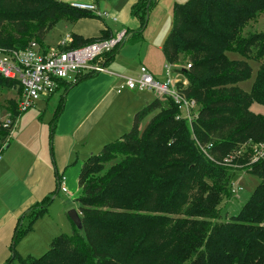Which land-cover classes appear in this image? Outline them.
Instances as JSON below:
<instances>
[{"label":"trees","instance_id":"16d2710c","mask_svg":"<svg viewBox=\"0 0 264 264\" xmlns=\"http://www.w3.org/2000/svg\"><path fill=\"white\" fill-rule=\"evenodd\" d=\"M156 1L138 0L131 7L140 33ZM261 13L264 0L175 2L174 23L162 52L166 63L186 59L190 64L180 71L188 80L184 93L197 104V116L190 122L176 118L177 105L168 99L163 106L157 97L135 111L130 129L89 155L78 171L81 230L73 226L70 235H55L38 257L15 252L17 241L58 193L57 182L53 194L20 217L8 262L264 264V160L249 163L252 150L241 146L264 142V115L250 110L253 102L264 104V30L243 32ZM91 15L60 0H0V48H24L31 40L44 46V37L58 21L72 24ZM103 38L108 36L72 35L68 46ZM116 51L104 55L105 61ZM229 53L240 57L230 58ZM252 61L258 67L245 91L239 83L250 76ZM90 75L84 73L73 83ZM8 85L17 86L20 94L15 81L0 76V89ZM6 109L12 121L21 113L15 100H9ZM153 112L156 115L140 130L143 119ZM9 133L0 131V147ZM240 151L242 155L236 156ZM228 155L233 158L225 162ZM238 170L259 182L238 213L224 218L219 205L233 196L231 183Z\"/></svg>","mask_w":264,"mask_h":264},{"label":"rangeland","instance_id":"374dc122","mask_svg":"<svg viewBox=\"0 0 264 264\" xmlns=\"http://www.w3.org/2000/svg\"><path fill=\"white\" fill-rule=\"evenodd\" d=\"M184 1L186 0H157L154 5L150 7L147 20L141 32L140 40H132L131 42L124 43L127 39L125 38L122 43L123 45L117 46L116 49H120L118 53L114 55L115 59L112 62L113 64H117V69L110 67V65L107 66L106 72H111L116 75L115 77L106 72H100L86 77L75 84H69V89H67V93L64 96L63 109L56 117L53 129L51 122L54 119L58 105L61 103L62 95L65 92L64 90L53 93L48 102H45L43 99L37 101L34 107L21 112L20 115L12 121V118L8 115L6 108L9 100H15L18 103V88L14 85L2 87L0 89V131L3 129L8 132L11 131L7 138V142L10 141L14 147L16 143L13 140L18 139L20 141V154H24L26 151H33L34 148L35 150H43V152L46 150V153L49 154L48 157L51 169L57 171L56 166L54 167L56 160L53 158V155L50 156L52 148L54 151V134L60 136L72 131L84 115L100 101L101 90H98L95 82L98 80L99 82H102V84H105L102 92L114 83L113 81L105 78V75L112 77L115 81L113 91L116 92V90L119 89V93L110 105L103 104V106L108 109L100 122V129L110 130L109 138L107 139L108 141L119 139L124 134L123 129L132 117V115H129L128 112H130L132 107H135V105H139V109L142 107L140 106L142 102L141 98L139 101H134L132 103H129L127 100L122 101L127 99L125 94L132 93V95H146L148 96V101H152L155 98V94L152 90H130L123 87L125 78H136L138 76L141 63H143L145 57L149 56V58H151V54L156 51L157 47L160 46L162 48L163 43L174 23V3H182ZM100 10L101 12H109L108 10L101 8ZM109 13L107 16L101 17L113 28V23H111L110 17L115 16ZM140 28L139 24V28L137 29L136 27L134 30L137 31ZM263 30L264 13H261L255 19L248 22L243 32H259ZM68 32L69 27L64 25L62 21H58L53 29H51L44 37L43 45L51 47L56 46L69 34ZM228 56L233 59H239L240 57L237 53H229ZM187 63L188 61L185 59L179 62L178 65L183 66ZM251 66L252 71L250 76L239 83V87L245 91H249L251 88L258 63L252 61ZM171 78L174 79V75H171ZM165 79V76L160 79L158 78L160 82H165ZM178 79H181V77L179 76ZM65 81L69 82L68 80ZM93 89L96 90L93 91ZM86 97L87 99L84 100L86 103L79 107V104L77 103L81 102V100ZM108 101L109 99L106 103H108ZM162 103L163 106H166L168 104V99L162 100ZM250 110L264 115V104L253 102L250 105ZM156 113L157 112H153L145 117L141 122L139 129L142 130L151 118L156 115ZM7 122L11 124L8 125ZM92 147L93 144L91 142L85 146L76 147L72 151L73 157L71 161L64 166L61 170L62 173L57 174L58 180L61 177L63 178L68 191L62 192L59 190L58 193L53 196V200L49 204L45 214L36 219L32 224L34 231H29L30 233L27 232V235L25 234L20 238L18 247L20 252H18V250H16V252H18L21 257H25L27 255L38 257L48 249L49 239L44 240V231H54L55 235H70L72 233L73 225L67 216V212L70 209L77 208V174L81 165L86 160V155L89 153L88 149H92ZM98 149V147H95L92 154L97 153L99 151ZM6 151H8V148L4 150L3 153ZM58 152L59 147L57 138L55 139V154L57 155ZM3 153L1 157H3ZM233 182L237 183V186L240 187L241 190H238L232 197L225 198L221 201L219 209L224 218H229L230 216H234L238 213L240 207L250 197L251 192L258 184L259 180L254 175L245 172L243 173L241 170H238ZM33 238L35 239L32 240ZM12 264H17V262L15 261Z\"/></svg>","mask_w":264,"mask_h":264},{"label":"crops","instance_id":"0c3cea01","mask_svg":"<svg viewBox=\"0 0 264 264\" xmlns=\"http://www.w3.org/2000/svg\"><path fill=\"white\" fill-rule=\"evenodd\" d=\"M60 1L66 3H70L73 1L92 2L96 4L98 8L100 7L101 9L108 10L110 12H108L109 14L115 16L110 17L111 19L108 17L111 23H113V28L108 23H106V21L102 17L99 18L96 15L82 17L72 24L66 21H62L64 25L69 27L68 36L76 35L82 39H94L103 37V35L105 34L110 37L119 30H126L127 39L124 43L131 42L132 40H140L141 38V33L139 32V30H134V28L136 27L137 29L139 28L140 23L138 19L134 15H132L131 12V7L138 0ZM113 18H115V20H113ZM122 45L123 44H121V46ZM119 49L120 48L117 49L115 54L118 53ZM114 59L115 56H113L112 59L107 62L105 61V58L100 60V62L104 65L106 71L108 65H110V67L114 69H117V64L112 63ZM165 63L166 62L164 54L162 52V48L159 46L156 48V51L151 54V58H149V56L145 57L143 63H141V66H145L147 70L152 74V76L158 80V78L160 79L165 76ZM106 73L114 77L116 76L111 72L109 73V71ZM104 77L115 83L112 77L108 75H105ZM68 81L69 82H66L65 80L60 81L55 92L57 93L61 90L65 91L66 89H69V84H72L75 80ZM114 83H112L110 87L102 92L105 84H102V82H99L97 80L95 84L98 90H101L100 101L84 115V117L76 124L72 131L60 136L54 134V151L52 148L50 156L53 155V158H55L56 160L57 164L54 163V167L56 166L57 171L51 169L48 157L49 154L46 153V150L45 152H43V150H35L34 148L33 151H26L24 154H20V141L18 139V141L16 139L13 140L16 143L14 147L13 144L10 143V141H5L1 145L0 156L7 148L8 151L4 152L3 157L0 158V264H12L16 261V259H14L11 262H8L9 258L12 257V238L14 236V231L18 222L20 225V217L23 216V214L31 206L39 203L42 198L53 194V191L56 189L58 182L57 174L62 173L61 170L67 163L71 161L73 157L72 151L78 146H85L86 144L91 142L93 144V147L92 149H88L89 153L86 155L88 157L92 154V151L95 147H98V150L100 151L102 146L107 143L110 130L100 129V122L102 121L108 109L107 107H104L103 104L110 105V103L114 101L113 99L117 97L118 93L113 91V86H115ZM66 85H68V88H66ZM94 90L96 89H93V91ZM65 92L67 93V90ZM125 96L127 97V99H124L122 101L127 100L129 103L139 101V99L141 98L142 102L140 106L142 107H144L151 101L147 100L148 96L146 95H132V93H127L125 94ZM51 97L52 95L47 98H43V100L45 102H48ZM85 99H87V97L81 100V102L77 103L79 104V107L83 106L86 103V101H84ZM108 99L109 101L108 103H106ZM138 107L139 105H135V107H132L131 111L128 112L129 115L131 114L133 117L134 112L139 109ZM132 117L126 124L123 132L127 131L130 128ZM57 138L59 152L56 155L55 139ZM31 231H34L33 228L30 230V232ZM30 232L28 231V233ZM28 233H26V235ZM54 233L55 232H51V230L48 232L44 231V240L49 239L50 242V239L55 236ZM34 239L35 238H33L32 240ZM19 243L20 240L17 241L14 246L15 252L16 250L20 252V250L18 249Z\"/></svg>","mask_w":264,"mask_h":264},{"label":"built area","instance_id":"2783aa9c","mask_svg":"<svg viewBox=\"0 0 264 264\" xmlns=\"http://www.w3.org/2000/svg\"><path fill=\"white\" fill-rule=\"evenodd\" d=\"M69 4L73 8L88 11L98 17L108 15V12H101L92 2L73 1ZM126 37V30H119L108 38L96 39L78 47L68 46L70 36L67 35L53 47L42 46L35 40H31L24 48H0V76L15 81L20 87L17 107L19 112H24L34 107L37 101L51 96L60 81L76 80L84 73L95 74L106 71L100 60L121 45ZM189 67L190 64L182 66L165 63L166 79L165 82H160L142 65L136 78H125L123 87L130 90L148 89L152 90L155 97L160 100L171 99L180 111L176 118H186L190 122L197 116L198 108L195 101L187 98L184 93L189 83L180 71ZM171 75H174V79ZM179 76L181 79H178ZM116 92L119 93V89ZM247 145L252 150L249 163L264 160V142L253 145L246 142L242 146ZM235 155L239 156L242 153L236 152ZM232 158L233 156L228 155L224 161L229 162ZM61 178L58 180L59 190L67 192V186ZM238 190L241 188L237 186V183L232 182V194H236Z\"/></svg>","mask_w":264,"mask_h":264},{"label":"water","instance_id":"95a60500","mask_svg":"<svg viewBox=\"0 0 264 264\" xmlns=\"http://www.w3.org/2000/svg\"><path fill=\"white\" fill-rule=\"evenodd\" d=\"M67 216H68L69 220L71 221L72 225L77 230H81L82 224H81L80 216H79V213H78L77 209H74V208L70 209L67 212Z\"/></svg>","mask_w":264,"mask_h":264}]
</instances>
